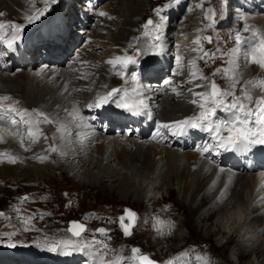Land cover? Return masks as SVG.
<instances>
[{
  "label": "bare ground",
  "instance_id": "1",
  "mask_svg": "<svg viewBox=\"0 0 264 264\" xmlns=\"http://www.w3.org/2000/svg\"><path fill=\"white\" fill-rule=\"evenodd\" d=\"M40 1L42 0H10L9 6H11L13 10L9 9V7H5L6 5L3 6L4 3H0V13L2 12L5 16L4 18H0V23L5 25L3 28L4 31L0 29V36L6 31L9 32L12 29L10 27L11 24H24L27 25L28 29L31 24L28 23L27 18L30 16H36L41 10L45 9V7H47V11L40 16L39 19H42L43 21V17H45V20L42 23L52 21V23H50L47 27V29H50V35L48 36L38 37L35 30H30L28 32L31 38L27 48L28 51L23 53L21 58L18 59V61L22 59L23 62L21 64H18L20 62H14L13 68L5 72L6 75H4L5 73L0 74V97L6 96L5 94L7 93V96H15L23 101V106L21 105V107H17V105H19V101H16V99L15 101L12 99L11 102L0 99L4 102V105H1L5 107L6 110L7 108L8 110L11 109L9 113L5 111L8 113L9 117H7L6 114L3 115L4 119L0 120V125H3L4 122L9 126H13L12 121L15 120L16 123L14 124V129H10L9 131H12L13 133L16 130L18 131L17 135L11 133L13 136L12 138V136H9L11 134L7 135L6 132H2V129H0V159L16 157L15 165H8L6 163H2V165H0V177L12 178L16 183L22 181L42 183L45 182L44 180L46 179H51L53 177V173L55 174V172L58 171V168L53 169L50 167V164H56L54 161L59 158L58 160L64 159V165L67 166L70 171H76V179L82 178V180H80L83 182L87 179V182H90L89 185L98 186V184L101 185V183L106 182L104 179H106L108 173H110L108 171L109 169H106L108 167L111 169L113 164H115L120 168V170L124 171L122 174L124 182H126L128 178L131 179V177L134 179L133 183H128L129 186L127 187V192L125 193L126 196L130 195L136 197L141 195V182L143 180H149L151 185L155 186L156 190H163L170 186L177 188V195L181 198L182 203L188 205L187 212L195 216L194 222L196 225L202 224L201 228L205 230L204 238H209L218 233L223 234L224 237H226L224 245L220 246L222 249L225 248L226 244L231 243L233 239L240 237L242 230H244L247 225L249 226L251 223L256 224L257 226L255 231L254 229L245 231L244 235H242L239 239L240 243L233 246V255H235L237 260L254 253H260V255L263 256L264 252L262 249L264 247V241L261 246L255 241L254 237L258 232L264 230V214H261V212L264 211V177L261 176L264 174L255 172L249 175L248 173L253 171L251 166H243L239 169L232 170L227 169L222 166V164L211 165L209 162L212 158L209 152L201 155V151L197 150L201 148L193 146L191 142L177 145L173 137L167 132V128L161 127L163 124L169 125L171 122H175L179 119V117L187 115V119L190 118L191 115H188V109H196L199 106V103L204 101V98L196 94L208 93V88L206 90L203 86L206 80H201V78L197 75H191L188 73L187 68H185V71L177 68L173 73L161 78V80H164L165 78L171 79L170 83H168L170 85L161 87L154 82L148 83V87L141 95V99L144 101V105H146L144 108L150 114V123L155 120L160 122L158 127L162 132H164V135L159 140H146L147 137H145V135L147 133L144 131L142 132L141 137L138 132L135 137L137 141L143 140V142H134L132 140L128 141L127 137H122L118 133L115 137H104L103 134H107L106 132H103V134H97L93 131L92 133L82 123L84 121L82 116H88V119H90V115H93L89 105H92V97L95 94L107 96L108 93L112 92V89H118L119 91L114 93L109 99L116 105L119 102L118 96L122 95L124 91H126L124 90L126 86L122 89L120 88L121 81H123L121 80V75H119L118 82L114 78V76L117 77L115 74L106 75L107 73L103 67L106 68L108 66V59L107 61H102L101 59H97L98 56L96 57V55L89 56L91 53L90 43L93 42L92 37L95 36V34H98L95 36V39L100 41L92 45V52H97L100 47H104L101 42L103 43L105 40L99 36V31H105L106 29L101 28L104 21L100 19L103 17L100 13L105 11L111 18H115L118 15L115 11L113 12V16L112 14H109L112 12L110 8L111 3L115 1L116 8L120 9L121 14L119 13L120 16L118 15V18L120 19V25L118 26L120 27L115 33L111 34V38L108 39V42L112 44L120 42L124 47V50L116 52V54L112 56V58L114 57L113 60H116L117 57H124V55H126L125 51H128L127 55L132 53L134 55L135 53L133 52V49L137 48L138 51L143 53V57H140L139 59L140 63H143L144 61V65H148L150 63L156 64L153 71V78L158 77L160 72L164 70V66L167 61H170V56L164 51H161L159 56H154L152 59L150 58V60H148L147 56L149 55L147 52H144L147 49H145L146 43L140 42V44H137L138 42H135L134 40L135 36L132 34V29L134 24H136V22L139 21L142 18V15L146 12L145 7L149 4V2H147V0H107V4H105V6L96 15L100 18L96 19V25L91 28V19L87 15L83 16L77 9L75 11V14L77 15L76 20L78 21L76 26L80 24V29H85L84 34H87L86 37L88 38L86 41L81 42L77 36L74 37V27L72 28L71 24L68 25V22L65 21V17L63 16L64 13L67 15V11L69 12V10L72 9V4L69 5L68 3L67 5V0H65L66 5L64 9H58V16H62L63 18L54 20V16L57 14L49 16V13L51 10H54L52 5H55V3L50 2L48 6H45L43 2L46 0H43L42 3H39ZM87 1L91 2L92 0ZM102 1L104 0L97 1L96 4L94 6L92 5L90 8H94ZM250 3L252 4L251 9L249 6L245 5H242V8L243 11H246L248 15L252 16L253 22H238V31H236L235 28L232 30L234 36L241 35V37H243L244 45H242L243 43H238L239 47H242L243 49H245L246 43L251 40L247 27L252 28L255 24L262 22L260 16H258L261 9L258 10L257 8L259 7L252 1H250ZM211 5L212 4L209 3V5H204L206 7H203L206 9ZM184 6H186L185 9ZM201 6L202 4H200L197 0H192L191 2L184 0L181 5H176L173 8V11L171 8H167L168 18L166 21L167 25L165 27V37H167V39L166 41L161 42L160 45H162V47H166L169 40L173 39L174 36L175 40L179 41L181 38L189 40V38L193 35L195 39L191 38L192 43L188 45V48L190 50L195 49V47L201 42L199 39L201 30L197 29L198 26L196 21L200 19L202 26L203 23H205L204 14L201 12V15H198L197 13ZM40 7L43 8L40 9ZM90 8L87 9V11L90 10ZM148 10L149 9H147V11ZM161 16L159 17L156 14V18L159 21L156 20L155 25L160 24ZM70 17L73 19L72 15ZM262 17L264 19V15ZM224 19L226 21V17H224ZM35 20L38 19H34L33 21ZM169 21L174 22V24H168ZM225 25L229 24L226 23ZM103 26H110L113 28L116 27V25H111L110 23L106 24V22H104ZM149 26L152 27L153 25ZM174 26L176 29H179L177 33L173 32ZM261 26L262 27L260 28L264 29V21ZM257 29L259 30V28ZM155 32H158V29L154 26L151 28V31L148 30L144 35L141 30V35L142 38H146L149 34ZM71 34H73V37ZM179 34L181 35L180 37H178ZM130 35L132 37L129 38ZM176 37L178 38L176 39ZM33 40L35 45L32 47ZM153 40H155V38ZM251 41L254 44L256 43L255 40ZM134 42L135 44L133 47L132 43ZM254 48L259 51V46H254ZM29 50L30 53H28ZM76 50L79 51L76 52ZM203 50L204 48L202 47L201 52H203ZM57 51L58 53L56 54ZM73 54L75 55V58H73L72 61L65 66L68 57L73 56ZM83 55H87V57ZM42 56L46 57V60H43ZM240 56V51L233 56L234 61L231 66L233 70L232 72L237 74L245 70L244 65L246 64V61H242ZM39 60H42V63L48 64L47 69H49V67L50 69H54V67L60 66L62 71L58 72V70L57 72H54L55 69L54 71H49L50 69L35 70ZM249 62L252 63L251 61ZM98 66L102 68L100 71H98ZM113 66L115 69H112ZM93 67H95V69H93ZM109 69L116 72L118 68L115 64ZM261 70V73L252 75L254 83H251L255 86V88H264V84L261 83L262 81L258 82V80L261 79L264 81V67H261ZM117 74L120 73L117 71ZM244 77L245 78L240 81L237 79L235 74L232 75V77H227V79L232 80L231 82L236 83L237 86L241 85L240 82H243L242 84L247 87L250 85L249 81L252 78L250 79V76ZM116 83H118V85ZM133 90L134 87L132 88V91ZM135 94H138V92ZM262 97L264 98V95H262ZM120 99L123 100L122 97H120ZM244 99L248 101L253 100L252 98L249 100L242 97L241 101ZM193 100H196L197 103L193 104ZM254 105L257 107L256 103ZM112 107L115 108L116 106ZM256 107H254V109ZM28 113H30L29 116L25 117V115H23ZM229 115L231 117V114ZM45 116L48 118L47 120L45 119ZM230 117H227V119ZM35 119H41L45 125L49 126V129L46 130L44 129L45 127L42 126L44 128L41 130L36 124ZM101 119L105 120L103 116H101ZM29 129L33 133L32 136L29 135ZM113 139H115L116 142H123L122 145H124L121 152L118 151L119 153L117 154L113 153L115 151L112 152L114 147L111 149L106 144L108 140L113 141ZM216 143L217 142H213V146ZM134 146L136 148H132ZM52 147H55L57 150L52 152ZM131 148L134 151H131ZM81 149H83V151ZM250 149L256 156L257 160L262 161L264 159V149L258 148L255 145L251 146ZM250 149L244 151V153L249 155ZM217 150H219L222 156L230 155L235 160L238 157L236 151H226L224 148H218ZM81 151L82 154L83 152L86 154H83L84 159L79 156ZM95 155L99 156V159H95ZM62 156L65 157L63 158ZM41 157L44 159L41 160ZM58 160L57 162H59ZM260 165L264 167V162H261ZM64 168V166L59 167L60 170H63ZM94 169L97 171V176H95V173V175L92 173V170ZM115 171L116 170L112 171L114 172L113 174H115ZM260 183L261 186H263L261 194L258 192V185ZM169 190H171V187ZM237 203L243 206V208H245L248 212L247 218L239 228L235 227V230H228V228L225 229V225L223 226L219 221L213 223V225L215 224L214 229L211 228L212 223L208 224V227L205 228L212 213H224L230 210ZM178 228H180V225H177V227L174 228L176 232L173 234V239L176 240L178 239ZM192 231L195 232L194 229H192ZM105 234L107 235V232ZM168 236L169 235H167V237ZM39 247L40 245L28 247L27 250H24V254H26V256L22 255V258L20 257L21 259H14L9 255L5 259L10 261L5 264H17L16 261L21 264H30L28 261L34 258L32 256H35V252L33 251H39ZM85 247L84 250L80 252L84 254L82 264H94L97 259V255L100 252L97 251L96 254L91 253L89 255L88 252H90V250H86ZM34 248L35 250H32ZM62 248L66 251L69 250V252L65 254ZM62 248L60 250H57V248L55 252L51 253V256H48V259H51V264L62 263V260L64 259L68 260V264H76V259L81 256L77 251L78 249L76 250L77 247L74 246L73 250L72 247L66 249V247L62 246ZM178 250L179 249H176L175 247H170L167 251L170 254H173ZM44 251L46 252L44 253ZM47 252L46 248L42 250V253L45 255ZM36 254L38 256L39 252H36ZM67 256L72 257V261ZM24 258H26V260H23ZM99 258L103 261L107 260L105 256H101ZM48 259L46 260L44 258L46 262ZM2 261L3 260L1 258L0 262ZM22 261H26L28 263H24ZM257 261L258 259L255 257L250 264H257ZM119 262L120 261H116V263L113 264H119ZM207 264L213 263H208L207 261Z\"/></svg>",
  "mask_w": 264,
  "mask_h": 264
},
{
  "label": "rangeland",
  "instance_id": "2",
  "mask_svg": "<svg viewBox=\"0 0 264 264\" xmlns=\"http://www.w3.org/2000/svg\"><path fill=\"white\" fill-rule=\"evenodd\" d=\"M5 1L6 0H0V3L1 4L4 3L3 6L6 5L5 7H9V9H12L11 6H9L10 0H7L6 2ZM168 1L170 0L167 1L147 0L149 4H147V6L145 7L146 12L142 15V18L139 21H137L136 24H134V27L132 29V34H134L135 36L134 37L135 42H138L137 44H140V42L146 43L145 49L147 48L146 49L147 51L145 50L144 52L145 53L147 52V54L149 55L147 56L148 60H150V58L152 59L154 56L150 55V50H148V45L150 40L148 39L143 40L141 35V30L143 35L146 34V32L148 31V30H143L142 28L144 21L146 20L145 22L146 24L149 19L153 18L154 23L152 27H154L156 24L155 23L156 20L157 21L159 20L156 18V14L152 13V8L156 4H161V6H163ZM197 1L204 3L207 0H197ZM232 1L235 0H231V2ZM242 1L247 2L248 0H242ZM249 1L255 3V5H257L258 7L263 5L261 3V0H256V2L255 0H249ZM42 2L43 0L40 1L39 3ZM50 2L51 0H46L45 2H43V4L45 6H48ZM66 2L67 5L68 3L69 5L72 4L71 6L73 7L72 9L69 10V12L67 11V15L66 13H64L63 16L65 17L64 18L65 21L68 22V25L71 24L72 28L74 27L73 29L74 37L77 36V38H79L81 42L86 41L88 38L86 37L87 34H84L85 29H80L81 26H79L80 25L79 23H78L79 25L76 26L78 21L76 20L77 15L75 14V11L78 9V11L83 16L87 15L91 19L90 22L91 24L90 28H91L94 25H96L97 23L96 19L100 18L99 16L96 15L105 6V4H107V0H104L101 3L99 2L96 5L97 7L95 6L92 9L90 8V10L88 11L87 9L89 8L85 7L84 2L82 0H70V1L67 0ZM209 3H211L212 5L204 9V7H206L204 5H209ZM229 3L230 0H210L208 3L202 4V6L200 7V10L205 17L204 19L205 23H203V19H202L203 29L205 30V27L208 25L211 26L210 31H207L208 29H206L207 32L205 34L208 35L210 33L209 35L212 34L213 35L210 36V39L209 38L206 39L205 45H203L204 50L207 49L210 51H208L209 53H204V50L203 52H201L200 58L204 59L205 61L199 60L198 62L199 64L198 67L202 72V75L199 78H201V80H206L205 83L203 82L204 83L203 86L204 89L206 90L208 88V93L211 92L210 86L213 82L218 86L219 90L223 92L233 93L232 95H228L223 98L224 103L230 104L231 103L230 100L237 102L239 100L240 103H244V105L250 107V109H252L251 107H253L254 109V107H256L254 105L256 103L254 100L248 101L244 99L241 101V98L243 97L242 92L244 95L245 91L249 89V86L246 89L245 88L246 86L242 84L243 82H240L241 85L237 86L236 83L231 82L232 80H228L227 77L229 76L232 77V75L230 74L228 75L225 68L223 67L226 64L225 60L223 59L227 57L228 49H231L233 46H236V44L234 43V39L237 37L234 36L232 32L234 28H237V25L235 26L236 24L235 20L231 19L230 22H228L229 25L223 24V22L225 21L224 17H226L227 20L230 19L231 17L233 18L234 16V13H232L231 11L232 4H230L229 6ZM65 5H66L65 0H55V5H52L54 10L50 11L49 16L57 14L56 16H54L55 17L54 20L58 18L62 19L63 18L62 16L60 17L58 16V9H62V8L64 9ZM110 5L112 12L109 11L110 12L109 14L110 15L112 14L113 16L114 14L113 12L115 11L120 16L121 11L119 8H116L115 1ZM223 5H225V13L222 14L221 17L222 22H220L219 16L222 13ZM227 7L229 8L228 14L226 12V10L228 9ZM42 8L43 7H40V9ZM147 9L149 10L147 11ZM257 9L258 10L261 9L260 10L261 12L258 13V16H260L262 22L255 24L252 28L247 27V31L249 32L250 39L256 41L255 46H260L259 45L260 42L264 40V29L260 28L262 27L261 25L264 21L262 17L264 15L263 13L264 5L263 8L259 7ZM209 11H211L212 14L214 15V17L212 18L214 19L216 25H214V23H211L212 19L207 14L209 13ZM102 12L106 13L105 11ZM68 14L70 16L72 15L73 19ZM118 15L115 18L114 17L110 18V16H108L107 13V15H104L103 17L100 18L102 21L106 22V24L110 23L111 25H116V27L115 28L110 26L104 27L103 26L104 22H103L101 28H104L106 30L105 31L101 30L103 32L99 31L100 32L99 36H101V38H103L106 41V42L104 41L103 43L101 42V44H103L104 47L103 48L100 47V49L98 50L99 52L98 51L92 52V47H93L92 45L100 41L98 39H95V36L98 35L95 34V36L92 37L93 42L90 43L91 53L89 54V56L96 55V57L98 56L97 59L99 60L101 59L102 61L103 60L107 61L108 59L109 61L110 59L113 60L114 57L112 58V56H114L116 52H120L124 50V47L121 45L120 42H115L114 44L108 42V39L111 38V34L115 33L117 29L120 27L118 26L120 25V19L118 18ZM206 16H207V22H206ZM4 17H5L4 14L0 15V18H4ZM50 23H52V21H50ZM168 23L174 24V22L171 21H169ZM152 27H150L149 31H151ZM173 28H174L173 30L178 32L179 29H176L175 26ZM257 28H259V30ZM2 31L4 30L2 29ZM47 31L48 29H45L46 34ZM151 34L148 35L149 38H151L150 36ZM71 35L73 37V34ZM130 37L132 36L130 35L129 38ZM151 41L154 40L151 39ZM135 42L132 43V46L135 44ZM149 48L152 49V46L149 45ZM79 50H76V52H78ZM225 50L227 51L225 52ZM125 52L126 55H124V57L127 56L128 51ZM133 52L135 53V48L133 49ZM57 53L58 51L56 52V54ZM235 54H237V51L234 52L230 50L228 54V58L233 59V56H235ZM128 55L133 56V53ZM83 56L87 57V55H83ZM136 56L138 58L139 56H141L142 58L143 53L140 52V55L136 54ZM43 57L44 56H42V59ZM73 58H75L74 54L73 56L68 58L67 61L69 62ZM68 62H66L65 66H67ZM248 63L250 62L248 61ZM107 64L108 66L106 68L103 67V69L107 73L105 74L106 75L115 74L117 77L114 76V78L118 82L120 74H117V71L118 72L120 71L122 63L119 62L116 63L118 68L116 72L109 69L110 67H112V64L109 63ZM250 64L253 65L252 63ZM54 69H50V70L47 69V70L49 71L53 70L54 72H57L58 70H59L58 72L62 71L60 66L54 67ZM93 69H95V67H93ZM101 69L102 68L98 66V71H100ZM112 69H115V67L113 66ZM227 69L230 72L233 71L231 67ZM35 70H38L37 67H35ZM185 70L186 69H184L183 71ZM261 71L260 72L251 71L250 79L252 78V75L259 74L261 73ZM241 73L244 76L245 74H248L249 73L248 68ZM4 75H6V73ZM129 75L130 74H128V77ZM128 77L121 74V80H123L121 81V85H126L128 83L127 81ZM244 78L245 77H243L242 79ZM259 81H263V79L258 80V82ZM251 82L254 83V78H252V80L249 81V84H252ZM116 84L118 85V83ZM261 90L264 91V88H257V90H255L254 92L261 95ZM5 95L7 96V93ZM8 97H10V99H7L6 101L11 102L12 99L13 101H15L16 99V101H19L18 103L19 105H17V107L18 106L21 107V105L23 106V101L20 98L10 95H8ZM200 111H202L200 107L199 108L197 107L196 109L193 108L188 109V112L192 114L191 115L192 117H199L201 113ZM23 115H25L26 117L29 116L30 113ZM35 122L40 127L41 130H43L44 127H45L44 129L46 130L49 129V126L45 125V123L42 122L41 119L39 120L35 119ZM1 131L6 132L7 135L11 133L16 135L18 134L17 130L13 133L12 131L10 132L9 130L7 132L2 128ZM12 134L9 136H12ZM103 135L104 137L117 136L116 134H112V135L103 134ZM114 140L115 139H113V141L108 140L106 144L111 149L114 147L112 149V152L115 151L113 153L117 154L121 152V150L124 148V145H122L123 142L122 143L116 142V140L114 143ZM131 140L134 142L137 141V139L129 137L128 141ZM146 140L148 139L146 138ZM141 141L143 142V140H138L137 142H141ZM132 148H136V147L134 146ZM132 148L130 150L134 151ZM81 150L83 151V149ZM82 151L81 154H79V156H81V158L84 159L83 154L85 153L83 152L82 154ZM58 159H55L54 161L56 164H52V165L50 164V167H52L53 169L58 168V171L55 172V174L53 173V177L51 179H46L44 180L45 182L42 183H34L27 181L16 183L12 178L0 177V213L3 214L0 215V248L5 249L6 247L4 245L9 240V243L16 244L15 248L13 249H21V247L25 248L26 246H27L26 248H28L35 245H40L39 250H41L40 252L42 253V250H44V248H50L52 246H55L56 244H59L60 241L67 244L68 247L70 248L74 246L77 247V245L75 244V240H76V241H81V242H77V244L80 243L79 245H81L78 248H82L84 246V243L92 244V246L87 244L86 247H88L93 252L95 251V248L98 252H101L103 248L106 247L107 253L104 255L105 258L106 259L109 258L110 254L112 253L113 254L112 262L116 263V261H120L119 264H134L133 256L136 254L138 255L143 254L145 256H148L154 262H156L157 260L160 262H165L172 258L173 259L175 258V255L172 256L174 253L170 254L167 251L169 250L170 247H175L176 249H179V252L183 250L184 256H182L181 260H177L178 256H176V263H180V264L182 263L188 264L190 261L191 264H205V262L207 261L208 263L211 262L213 264H250L252 263V260L255 259V257L258 259L257 264H264L263 262L264 254L263 256H261L260 253H258L259 255L257 253L254 254L251 253L252 255H246L240 260H237L235 255H233L234 254L233 246L237 243H240L239 239L242 237V235H244L245 231L252 229H254L255 231L256 230L255 228L257 226L256 224L251 223L249 224V226L247 225V227L245 228L246 230L245 229L242 230L241 236L238 235L240 237H236L235 239H233L231 243L226 244L225 248L222 249L220 246L224 245V242L226 241V237H224L223 234L218 233L209 238H204L205 230L201 228L202 224L196 225V223L194 222L195 216L187 212L188 205L182 203L181 198L177 195V188L170 186L171 190H169L170 187L165 188L163 190H156L155 186H152L149 180H143L141 182V186H142L141 195L136 197L130 195L126 196L125 193L128 190L127 188L129 186L128 183H133L134 179H132L131 177V179L128 178L127 181L124 182L122 179L123 176L122 174L124 173V171L120 170V168L117 167L115 164L112 163L113 167H111V169L110 167L106 169V170L109 169L108 171L110 172L108 173L107 178L104 179L106 182L101 183V185L98 184V186H91L89 185L90 182H87L88 181L87 179H85L86 180L85 182L81 181L82 178H80L81 180L78 178L76 179L75 177L76 171L73 172L70 171V169L64 165V159L61 160ZM95 159H99V156L95 155ZM57 160L59 162H57ZM2 163L3 164L6 163L8 165L11 164L15 165V163H9L8 158L5 159L1 158L0 165H2ZM61 166H64L65 170L64 169L60 170L59 167ZM111 170L112 171L116 170L115 174H113L114 172H112ZM92 173L93 174L95 173L96 175L95 174L94 175L97 176V171L95 169L92 170ZM248 174L250 175L251 173ZM262 187L263 186H261L260 183L258 185L259 194H261ZM24 197H27V199L26 200L23 199ZM129 199H131L132 201ZM124 210H130L133 213H135V218L132 219L133 223L129 229L131 233L130 235H125L123 230L121 229V226H119V224H121L120 221L121 217H124V223L127 224L126 218L123 213ZM263 212H261V214H264ZM247 216H248L247 210L243 208V206H241L239 203H237L230 210L224 213H218V214L212 213L205 228L208 227V224L212 223L211 228L214 229L215 224L213 225V223L219 221L220 223H222L223 226L225 225L224 226L225 229L228 228V230L230 229L235 230L236 228H239L241 226V224L244 222ZM117 219H118V223H117ZM76 221L79 222L80 224H83L85 228V231L78 238L73 237V235L69 231V229L73 226V222ZM177 225H180V228H178L179 230L177 231L178 239L176 240L173 239V234L174 232H176L174 228H176ZM101 228L106 230L105 233L107 232V235L105 233L101 234L97 231L98 229ZM192 229H194L195 232H193ZM167 235L169 236L167 237ZM254 239L259 245L262 246L264 241V230L258 232L254 237ZM61 248L62 246L59 247L57 250H60ZM134 248L139 249V252L134 254L132 251ZM32 250H35V248ZM262 250L264 252V247ZM33 252H35V256L32 255L31 256L34 258H38L36 254V252L38 251L35 250ZM45 252L46 251H44V253ZM47 254L48 255H44V256H47L48 259L49 253L47 252ZM24 255L26 256V254ZM23 260H26V258H24ZM48 261H51V259H48ZM16 262L17 264H21L18 261ZM105 262L107 263L108 259L105 260ZM171 262H175V261L172 260ZM0 263L5 264L4 261ZM79 263L80 261L77 264Z\"/></svg>",
  "mask_w": 264,
  "mask_h": 264
},
{
  "label": "snow or ice",
  "instance_id": "3",
  "mask_svg": "<svg viewBox=\"0 0 264 264\" xmlns=\"http://www.w3.org/2000/svg\"><path fill=\"white\" fill-rule=\"evenodd\" d=\"M51 3H55V0H51ZM47 11V7L45 9L41 10L36 16L28 17V22L32 23L34 19H39L40 16H42ZM156 14L159 16L161 13V9H156ZM0 15H3L0 13ZM100 15L104 16L107 15V13L101 12ZM111 18V17H110ZM164 17L161 16V20H163ZM153 20L149 19L147 21L148 25H153ZM5 25L3 23H0V29H3ZM10 27L13 29L11 34L10 40H5L4 43L7 45L9 49L13 48V45L15 44L16 40L19 39L20 32L22 30V25L18 24H11ZM157 29L161 27V25H155ZM0 39H3L2 36H0ZM156 40L160 39L159 35L155 36ZM210 39V38H209ZM158 46V45H157ZM259 52L261 54V59L259 61L256 60V53L255 51L251 54V59L253 62L260 63L261 67H264V40L260 42L259 46ZM117 62L119 63H135L133 57L131 56H125V57H117L116 60H109L108 63L115 65ZM264 84V81L261 82ZM118 89H112V92L108 93L107 96L101 97L96 102V107H100L102 104L107 103L109 99L112 97L114 93H117ZM233 93L230 92H223L218 89V86L213 82L211 84V92L210 93H197L196 95L201 96L204 98V103H201L199 106L202 109L199 117H193L182 121H176L174 122L173 126L175 129H178L181 134H183V126L187 125L192 128H196L201 126L202 124H206L207 128L206 130L213 133L215 135V138L217 139V143L213 146L210 144H204L201 149H197L198 151H201V155H203L206 152H209L210 150L215 148H224L227 150H241V151H247L251 148V146L255 144H262L264 145V108L261 106H264V98H262L260 101H258L257 107L255 109L246 110L244 103L237 104L236 102L230 103V104H224V101L221 99V97H225L228 95H232ZM125 97L127 98L126 101L118 102L116 106L123 107L127 111L138 114L141 108L146 107L144 105V101L142 99H135L134 97H128L127 92H125ZM0 99L7 100L10 99L8 96L0 97ZM249 100H251V97H248ZM193 104H196L197 101L193 100ZM211 105H215L216 107L224 106L226 111L231 112V117L229 119H226L221 122H214L210 119L212 115H214L215 108ZM89 107H92V105H89ZM234 110V111H233ZM11 111V109L9 110ZM43 115V114H41ZM0 119H3V115L0 114ZM45 119L48 118L45 116ZM51 122V121H49ZM13 124L16 123L15 120L12 121ZM27 123V122H26ZM163 128H169L168 124L161 125ZM221 132H227V135H221ZM29 135L32 136L33 133L29 129ZM23 146V144H22ZM28 150V149H25ZM57 149L55 147L51 148L52 152H55ZM41 160L44 158L41 157ZM9 163H16V157H9L8 158ZM23 199H27V197H24ZM127 216L129 218H135V213H133L130 210H126ZM0 215H3L0 213ZM121 221V227L124 230L125 235H130V225L124 226V217L120 218ZM70 232H72V235L75 237H80L81 234L85 231L84 225L80 223L73 222L72 228L69 229ZM99 233L103 234L105 233V229L101 228L97 230ZM16 244L9 243L8 247H15ZM50 251H56V247L52 246L49 248ZM133 253H138L139 249H133ZM107 253V248L104 247L103 250L98 253L97 259L95 260L94 264H106L105 261L101 260L99 257L104 256ZM136 259L140 261V264H156V262L152 261L148 256H137ZM107 264H113V262H107ZM168 264H172L171 261L168 262ZM207 264V262H205Z\"/></svg>",
  "mask_w": 264,
  "mask_h": 264
},
{
  "label": "water",
  "instance_id": "4",
  "mask_svg": "<svg viewBox=\"0 0 264 264\" xmlns=\"http://www.w3.org/2000/svg\"><path fill=\"white\" fill-rule=\"evenodd\" d=\"M127 215V214H126ZM127 218H128V224L127 225H124V226H129L130 225V227H131V225H132V218H129L128 216H127ZM130 229V228H129ZM124 231V230H123Z\"/></svg>",
  "mask_w": 264,
  "mask_h": 264
}]
</instances>
